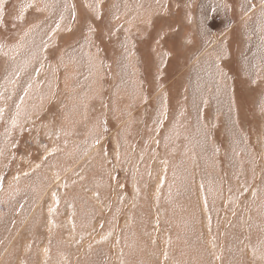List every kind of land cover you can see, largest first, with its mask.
Returning a JSON list of instances; mask_svg holds the SVG:
<instances>
[{"label":"rangeland","instance_id":"374dc122","mask_svg":"<svg viewBox=\"0 0 264 264\" xmlns=\"http://www.w3.org/2000/svg\"><path fill=\"white\" fill-rule=\"evenodd\" d=\"M103 117L117 176L64 170L92 209L31 241L27 167ZM45 244V264H264V0H0V259Z\"/></svg>","mask_w":264,"mask_h":264},{"label":"crops","instance_id":"0c3cea01","mask_svg":"<svg viewBox=\"0 0 264 264\" xmlns=\"http://www.w3.org/2000/svg\"><path fill=\"white\" fill-rule=\"evenodd\" d=\"M245 15H246V13L243 14V17L239 16L240 19L238 17V25H239V20L243 19ZM230 20L231 21L229 23H223V24L217 25L218 27H220L221 25L224 26L220 32L216 31L217 28L215 27V30L212 32V37L214 39V42L215 41H218V42L221 41V40H218L221 36L220 33H223L222 37H224V36H226L228 31L231 30V29L227 30V28H229L233 22L232 19H230ZM192 27H194V26H192ZM98 97H101V96H98ZM94 104L95 103L92 102L89 105V107L92 108L93 106H95ZM109 115H111V114H109ZM127 115L128 114H126L125 116H127ZM125 116H123V117H125ZM101 123H102V126H101L100 134L95 136L94 138H92L90 141L85 140V138H84V137H86V134H87L86 130H85V132H81V136L79 137V139H75L69 143L66 142V144L61 143L60 139H57V141L60 142L62 144V146L66 145L65 147L71 150L70 151L71 156L66 157L65 155L62 156L60 154H56L57 152L61 151V149L63 150L65 147L62 148L58 145V147L60 149H57V145L55 144L54 146L47 149L44 153H42V155L37 159V161L35 160L34 162H32L31 165L27 167L25 174L23 172L24 175H31L30 176L31 179L25 180L24 183H26V184H23L21 186V188H26V191L29 192L30 198L32 199V203L28 207H26V210L28 212L25 213V216L29 214V216L31 217L29 222L33 221V224L37 222V224H36L37 227L34 226V229L31 230V234H30L31 241H34V240L37 241V238H39L40 235L43 236L45 233L46 234L49 233L47 231L46 227H48L50 230H53L51 228L53 225L56 224V216H59L61 218V220L63 218L64 219L63 222L69 226L72 225L74 218H75V221L78 219L77 220L78 223L82 224L83 220L85 219V216L88 214V211L90 209H92V206L87 205L86 201H84L85 204L83 206H81V207L78 206V200H79L77 198L78 194L77 193L72 194V190H64L62 188V186L63 187L66 186V182L63 183V177L66 178V176L65 175L61 176V174L63 173L64 170H67L66 172L72 171L73 173L80 174L82 171L81 167L83 166V164H82L83 161H85V160L87 162L91 161V162H93V165H95V162H98L97 160L101 161L103 158L107 157V164L105 163V165L103 164V166H104L105 170H107L106 167H108V169L110 170V172L109 173L107 172V173L110 176L111 182L113 180L112 177L117 176V171L119 169L118 160H119V144H120V141L117 137L113 138L114 134H115L114 133L112 135V145H114V147H115V150H114L115 154L114 155H111V154L108 155V153L104 151L105 150L104 148H103V150L102 149L99 150V147L101 145H104L108 141L106 137L108 135V132L111 130V127L108 124H106V117L102 118ZM57 125H59V124H57ZM84 125L86 126L87 124H84ZM73 126L74 125L70 124V122L68 124H63L60 127L56 126L55 128H53L52 133L55 132L57 134L60 132V130H64V128L69 129L70 127H73ZM55 129H56V131H54ZM34 141H36L35 142L36 144L39 141V137L37 135L34 136V139L32 140V142H34ZM98 145H100V146H98ZM46 146H47V144H46ZM87 153H89V154H87ZM85 154H87V155H85ZM114 161H115V163H114V167H113ZM76 168H77V170H76ZM35 171H37V172L32 174ZM23 174H20V175H23ZM33 177H36V180L39 181L40 187L38 189L36 187L35 190L30 191L29 189L34 186L33 183H34L35 179H33ZM49 179L54 180L56 183H58V189H59L58 191H56L54 188H48L47 187L49 182H51V181H49ZM11 182H14V181H11ZM14 183H17V182L15 181ZM83 188H85V186ZM90 188H92V186ZM81 189H82V184H81ZM16 190H18V189H16ZM84 192H86L85 189H84ZM100 193H102L101 190H100ZM100 193H98L97 190H95V189H93V192H90V194H93V196H94V197L92 196V199L94 201H101L102 197H101ZM97 204H99V203H97ZM84 206L87 208V212L84 210ZM75 207H76V209H75ZM79 209L81 211V214L80 213L78 214ZM20 210L21 209L19 208V211ZM76 215H79L80 218L76 217ZM93 220H95V219L93 218L88 223H90ZM25 222L21 221V224H24ZM29 222L25 226H27L29 224ZM41 222H43V224H44L45 231H43L39 227V223H41ZM75 223H74V225H75ZM32 225L29 224V228H32ZM67 232H68V234H67L66 238L69 241H72V240L83 241V240H85V237L81 238V236H76L78 234H75L74 231H73V233H71L70 230H68ZM79 232L83 233L85 231L80 230ZM49 239H51V236H49ZM47 251H48V246H47V244H45V248L43 247V249H42V253H41V255H42L41 261L42 262L40 264L47 263V256H48ZM3 255H5V254H3ZM3 255H2V258H3ZM26 255L27 256L30 255V249L27 250ZM1 259H0V264H2V261L4 258L2 260Z\"/></svg>","mask_w":264,"mask_h":264}]
</instances>
